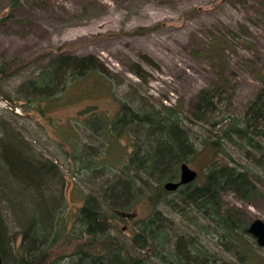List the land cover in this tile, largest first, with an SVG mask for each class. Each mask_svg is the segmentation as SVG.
<instances>
[{"label": "rangeland", "instance_id": "obj_1", "mask_svg": "<svg viewBox=\"0 0 264 264\" xmlns=\"http://www.w3.org/2000/svg\"><path fill=\"white\" fill-rule=\"evenodd\" d=\"M11 3L0 0V63L8 68L0 82L5 94L0 95V124L4 122L12 137L27 143V155L53 161L59 167L67 185L64 193L70 215L86 196L99 199L112 175L103 165L87 171L84 162L75 159L73 141L65 136H70L77 120L83 119L81 113L86 115L97 106L112 116L119 107L105 93L98 103H92L90 97L88 104L66 105L45 117L21 108L18 87L36 76L56 54L94 56L107 69L106 77L121 100L135 98L146 108L180 106L188 118L192 102L203 90L214 86L224 89L216 100L222 103L217 104L215 113L224 117L243 115L264 89L259 78L264 76V0H22L14 12ZM218 41L223 44L221 50L215 48ZM66 96L71 98L74 93ZM210 124L187 122L190 137L202 151L188 165L200 175L216 159L214 150H203V139L215 136ZM73 138L85 158L96 160L106 155L105 164L117 161L116 156H107L108 143L102 130L92 133L82 126ZM121 144L131 146L129 139ZM228 152L240 165L253 167L241 150L231 147ZM136 177L140 180L137 195H149L150 188L157 186L143 173ZM252 178L259 196L251 203L233 193H221L220 198L222 210H230L243 227L257 219L264 221V178ZM180 197L171 194L170 204L158 206L172 244L180 237L189 242L199 240L218 262L238 264L215 231L203 234L191 223V217L176 212L174 207L182 205ZM0 201V212L11 233L12 213L1 196ZM109 211L115 215L110 220V234L118 243L144 264H165L151 250L134 248L132 243L134 227L153 214L148 199L135 202L122 215ZM256 244L258 258L264 261V248Z\"/></svg>", "mask_w": 264, "mask_h": 264}, {"label": "trees", "instance_id": "obj_2", "mask_svg": "<svg viewBox=\"0 0 264 264\" xmlns=\"http://www.w3.org/2000/svg\"><path fill=\"white\" fill-rule=\"evenodd\" d=\"M21 1L12 0V12L20 8ZM222 46L218 41L215 48L221 50ZM106 70L94 56L58 53L36 76L18 87L20 107L41 117L66 105L87 103L90 97L92 103H98L105 93L119 108L112 116L97 106L86 115L81 113L83 119L78 118L72 134L65 136L73 141L75 159L84 162L87 171L103 165L113 177L105 183L99 199L86 196L72 215L68 214L64 193L67 185L59 167L53 161L27 155V143L12 137L4 122L0 124V196L13 218L10 233V224L0 212L3 264H144L110 234V220L115 215L109 211L122 215L143 198L154 211L134 227V248L151 250L165 264H231L218 262L199 240L189 242L180 237L172 244L167 221L158 206L170 204L169 196L174 193L181 195L182 203L174 207L176 212L191 217V223L203 234L215 231L238 264H264L256 253V240L247 232L249 225L240 226L230 210H222L220 201L221 193H233L249 203L259 196L252 177L264 178V89L243 115L230 113L224 117L215 114L224 89L214 86L203 90L192 102L188 118L180 106L146 108L135 98L121 100ZM7 73V66L0 63V82ZM259 78L264 81V76ZM1 91L0 84V95H5ZM67 93L74 96L68 98ZM187 122L211 123L215 136L213 140L203 139V150H214L216 159L202 175L197 172L196 181L170 192L165 184L178 182L181 165L195 161L202 152L190 137ZM82 126L92 133L102 130L108 143L107 156L114 155L117 161L105 164L106 155L96 160L85 158L73 138ZM123 139H129L130 148L121 144ZM231 147L244 152L253 167L240 165L228 152ZM139 173L157 184L150 188L149 195H137Z\"/></svg>", "mask_w": 264, "mask_h": 264}, {"label": "water", "instance_id": "obj_3", "mask_svg": "<svg viewBox=\"0 0 264 264\" xmlns=\"http://www.w3.org/2000/svg\"><path fill=\"white\" fill-rule=\"evenodd\" d=\"M198 173L191 169V167L183 163L180 168V179L178 182H168L165 184V189L170 192L177 191L181 186L188 185L198 178ZM248 234L251 235L260 248H264V221L257 219L253 221L248 228ZM0 264H3V258L1 254V245H0Z\"/></svg>", "mask_w": 264, "mask_h": 264}]
</instances>
